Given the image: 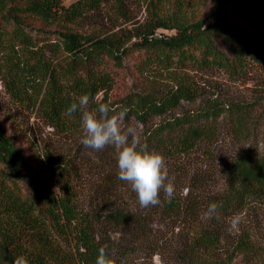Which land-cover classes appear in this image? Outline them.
<instances>
[{
	"label": "trees",
	"instance_id": "trees-1",
	"mask_svg": "<svg viewBox=\"0 0 264 264\" xmlns=\"http://www.w3.org/2000/svg\"><path fill=\"white\" fill-rule=\"evenodd\" d=\"M111 1L0 0L5 91L64 136L80 132L83 105L110 116L114 48L78 23L105 7L126 18ZM146 3L151 20L131 48L140 66L189 64L232 78L252 66L264 72V0H216L196 22L159 16L164 0ZM158 28L175 33L157 37ZM260 104L198 100L185 87L128 93L117 113L137 126L118 136L109 169L90 181L66 159L53 182L39 178L0 125V264H136L138 246L162 241L168 232L157 227L167 226L178 229L164 241L177 264H264ZM109 233L117 236L111 242Z\"/></svg>",
	"mask_w": 264,
	"mask_h": 264
},
{
	"label": "rangeland",
	"instance_id": "rangeland-1",
	"mask_svg": "<svg viewBox=\"0 0 264 264\" xmlns=\"http://www.w3.org/2000/svg\"><path fill=\"white\" fill-rule=\"evenodd\" d=\"M76 0H63L68 6ZM112 0L107 5H114ZM165 9L159 16L184 18L187 22L204 19L212 11L216 0H164ZM127 17H117L105 7L98 13H92L79 21L81 32L93 35L101 40H109L117 64L110 60L108 71L114 77L112 89L107 91L104 107L110 116L97 114L83 105L84 122L80 132L74 136H64L54 129L35 109L28 105L14 102L6 93L0 80V125L9 139L24 155L36 175L54 181L52 170L56 165L64 163V159L72 163L73 170H81V180L90 181L98 176L100 170H108V160L115 156L116 139L125 134L128 137L135 128V123L126 120L117 113L118 105L128 93H153L160 95L172 89L185 87L199 99H217L222 102H253L261 103L264 108V72L252 66L238 78L230 77L226 71L219 68H199L195 65L173 67L169 70L158 66L144 68L138 64L131 48L137 42L136 35L146 28L151 20L152 8L146 0H119ZM107 8V9H106ZM149 11V12H148ZM157 16V14H156ZM240 26L248 31L250 28L244 22ZM175 29L158 28L155 36H170ZM0 43L2 44L1 37ZM3 45V44H2ZM8 47L0 45V65L7 59ZM48 57V54L45 58ZM103 98L100 93L95 97L99 102ZM137 126V125H136ZM133 127V128H131ZM140 129V126H139ZM104 144V145H103ZM103 152H96L99 146ZM102 153V156L100 154ZM161 232H168V239L173 242L178 232L177 228L167 226L157 227ZM156 242L140 244L136 264H177L172 252L173 245ZM117 236L109 233L108 241ZM163 237V236H162ZM161 238V237H157ZM128 245L122 240V245Z\"/></svg>",
	"mask_w": 264,
	"mask_h": 264
}]
</instances>
